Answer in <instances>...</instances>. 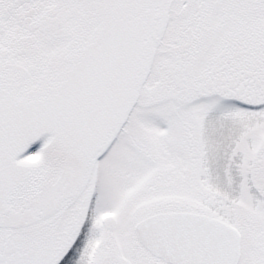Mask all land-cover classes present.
I'll return each mask as SVG.
<instances>
[{"label":"snow or ice","instance_id":"snow-or-ice-1","mask_svg":"<svg viewBox=\"0 0 264 264\" xmlns=\"http://www.w3.org/2000/svg\"><path fill=\"white\" fill-rule=\"evenodd\" d=\"M0 264H264V0H0Z\"/></svg>","mask_w":264,"mask_h":264}]
</instances>
